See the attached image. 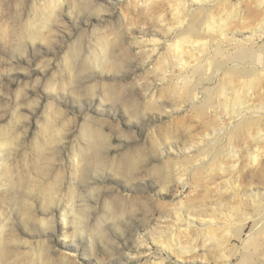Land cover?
Instances as JSON below:
<instances>
[{
    "label": "clouds",
    "instance_id": "clouds-1",
    "mask_svg": "<svg viewBox=\"0 0 264 264\" xmlns=\"http://www.w3.org/2000/svg\"><path fill=\"white\" fill-rule=\"evenodd\" d=\"M0 264H264V0H0Z\"/></svg>",
    "mask_w": 264,
    "mask_h": 264
}]
</instances>
